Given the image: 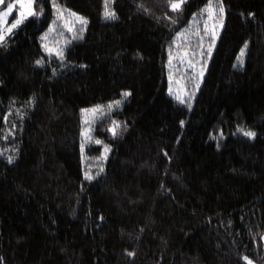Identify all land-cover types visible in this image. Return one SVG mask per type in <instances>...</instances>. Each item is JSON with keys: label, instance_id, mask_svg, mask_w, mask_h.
<instances>
[{"label": "trees", "instance_id": "16d2710c", "mask_svg": "<svg viewBox=\"0 0 264 264\" xmlns=\"http://www.w3.org/2000/svg\"><path fill=\"white\" fill-rule=\"evenodd\" d=\"M208 2L108 0L106 19V0H35L0 44V264H264V0H211L203 76L169 91L170 45ZM68 11L87 23L61 60L43 36Z\"/></svg>", "mask_w": 264, "mask_h": 264}, {"label": "snow or ice", "instance_id": "6c2138e0", "mask_svg": "<svg viewBox=\"0 0 264 264\" xmlns=\"http://www.w3.org/2000/svg\"><path fill=\"white\" fill-rule=\"evenodd\" d=\"M4 3H5V0H0V5H3ZM34 3H35V0H14L13 3L7 5L5 12L0 13V26H2L3 24L6 23V21L3 20V17L8 16L10 13L13 12V9L16 8V5H19L18 16L14 18V21L9 26H7L6 28H3V30L0 31V43H3L5 41L6 34H10L13 31V29H15L19 25L23 24L24 20H26L29 16L35 15ZM183 4H184V0H169V6L173 11H178V10L182 9ZM53 7H57V6L54 4ZM141 7H143V6L141 5ZM203 11L207 13V18L203 22V34L202 35L200 34V29L196 30L197 45H198L200 50L199 51H197L196 49L188 50V48H190V43H189V45L185 47V50L181 53L180 58H179L180 63H186L189 68H193V69L196 68V64L194 62L195 57L197 55H199L201 57L204 56V51H203L204 36L210 37V43L208 44V48H207V55L211 56L212 47L214 46L216 37L218 35L217 25H219L221 27L223 25L224 8H223L222 4L214 6L212 4L211 0H209L206 8ZM72 15H76V14L73 13ZM115 15L116 14H115L114 9L109 8L108 0H106L105 11H104L105 18L106 19H113V18H115ZM250 15H251V13H250ZM77 19L80 21V24H81L80 31L82 32L83 31V25H86L87 21L82 16H77ZM168 19L171 20V17H168ZM71 30L72 29L69 28V31H71ZM245 47H247L246 44H245ZM44 48L49 53L50 56L54 54L56 57H59L61 60L63 59V49L62 48H59V47L52 48V47H49L47 44H44ZM243 54H244V49L242 48L241 52H240V57H242ZM240 57H238V59H240ZM173 59H174V57L172 55L171 45H170L169 56H168V63H169L170 67H171ZM240 62H241V64L243 63L242 59H240ZM35 63L39 65L42 63V60L37 59L35 61ZM53 72H55V70H53ZM199 76H201V77L203 76V67H201V69L199 70ZM171 79H172V74L170 72L169 73V80H171ZM196 83L198 84V81ZM169 91H171V88L169 89ZM129 95H131V93L129 91H125L122 94V96L125 98L128 97ZM177 98L180 100L181 103L185 102L183 97L178 96ZM190 98L191 97H189V99ZM121 103H122L121 100H116V101L110 102L108 104V108H112L113 105L120 106ZM102 107L103 106H101V105H96L91 109V111L93 113L102 114ZM81 111L88 112L89 109H82ZM4 119L7 120V117H4ZM181 123H183V121H181ZM117 127H119V122L113 120L112 126H110V131H112L113 135H116V128ZM238 131L241 132L244 136H247L249 138H254L256 136V132L251 130V129L238 127ZM89 132H90V129H86L83 134L85 136H88ZM220 135L222 136L223 132H221ZM96 143L99 144V143H101V141L96 140ZM83 147H84V145L82 143L81 149H83ZM107 150H108V148L106 146L105 152H107ZM13 159H14V157L11 155H9L7 157V160L9 163H11L13 161ZM99 170L103 171L102 165L99 166ZM85 176L89 180L93 178L92 175H90L88 172L85 173ZM262 239H264V237H262ZM129 255H133V253H129ZM242 259L244 261H247V264H253V261L247 255H244L242 257Z\"/></svg>", "mask_w": 264, "mask_h": 264}, {"label": "rangeland", "instance_id": "374dc122", "mask_svg": "<svg viewBox=\"0 0 264 264\" xmlns=\"http://www.w3.org/2000/svg\"><path fill=\"white\" fill-rule=\"evenodd\" d=\"M13 2H14V0L8 2V4H11ZM6 7L1 11V13L6 11ZM18 13H19V5H16V8L13 9L12 13H10L6 17H3V20L6 21V23L3 24L2 26H0V31H2L3 28H6L7 26H9L14 21V18L18 16ZM72 14L73 13H71L70 11H68L67 13L56 14L57 15L56 17H61L64 20L65 25L60 28L58 21L56 23H53L52 32H55V30H58L60 28L59 31H61V33L56 39H53L52 42H50L49 39L48 40L44 39V38H50V36H43V40H44L43 44H47L49 47L54 48L60 44H63V42H57V43H55V42H56V40H60V38H63V40H64V38L67 37V35H63L64 33H66V32L67 33H75L78 31V29H80V26H81L79 24L80 21L77 19L76 15H72ZM30 17H32V16H29L28 18H30ZM206 18H207V15H203L202 13L193 17V19L190 21V23L188 25H186L184 27V29L181 31L179 38L177 39V41L174 45V48H173L174 51L172 52V55H173L174 59L172 60L171 66L174 70L171 71V74H172V79H171L172 90H171V92L175 95L180 96V97H185L188 94V91H190L191 88L193 87L191 79L188 78V73H189V71L194 72V74L199 72V70L202 67V62L204 60V56L201 57V56L197 55L195 57V59H194V62L196 64L195 69L189 68L186 63H180L179 58H180L181 53L185 50V47L188 46L189 43H190V48H188V50H192V49H196L197 51L200 50L198 45H197L196 30L200 29V34L201 35L203 34V22L205 21ZM72 21H73V23H71ZM24 22H25V20H24ZM24 22H23V24H24ZM66 22H69V23H66ZM23 24L19 25L15 29H13V31L10 34H6L5 40L13 32L18 30ZM62 28H65L66 31H63ZM69 28H71L72 30L69 31ZM221 29H222V27L217 25V31L219 32ZM209 43H210V37L204 36V45H203L204 54H205V51H207ZM180 68H181V70H179ZM175 71H177L179 73L175 74ZM188 81L191 83H189ZM189 85H191L190 88H189ZM90 111L91 110H89L88 112H85V114L83 116V123H84V127H85L84 129L85 130L89 129V123L91 125L93 123V121L95 120V118L101 115L99 113H93V112L89 113ZM104 111H105V109L102 107V113ZM263 241H264V239H263Z\"/></svg>", "mask_w": 264, "mask_h": 264}]
</instances>
